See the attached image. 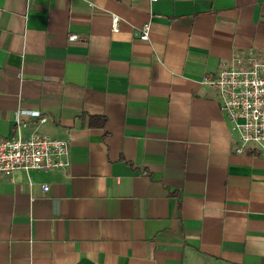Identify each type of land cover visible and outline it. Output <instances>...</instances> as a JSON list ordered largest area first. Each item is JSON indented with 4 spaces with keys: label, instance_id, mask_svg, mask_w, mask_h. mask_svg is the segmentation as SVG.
<instances>
[{
    "label": "crops",
    "instance_id": "0c3cea01",
    "mask_svg": "<svg viewBox=\"0 0 264 264\" xmlns=\"http://www.w3.org/2000/svg\"><path fill=\"white\" fill-rule=\"evenodd\" d=\"M248 53L264 0H0V137L70 145L0 172V264H264V153L201 82Z\"/></svg>",
    "mask_w": 264,
    "mask_h": 264
},
{
    "label": "built area",
    "instance_id": "2783aa9c",
    "mask_svg": "<svg viewBox=\"0 0 264 264\" xmlns=\"http://www.w3.org/2000/svg\"><path fill=\"white\" fill-rule=\"evenodd\" d=\"M120 17L112 15L111 28L119 29ZM149 21L134 31V36L149 38ZM70 40L78 38L75 33ZM201 82L214 88L220 111L230 124V135L235 140L234 151L243 152L249 144L264 153V57L253 53L236 55L215 73L205 74ZM46 120L39 110L18 108L13 114L16 134L0 137V172L16 169L26 172L65 168L70 164V145L67 137H52L39 131L25 135L23 117ZM43 191L48 185H43Z\"/></svg>",
    "mask_w": 264,
    "mask_h": 264
}]
</instances>
